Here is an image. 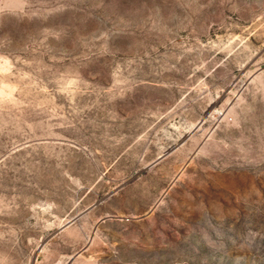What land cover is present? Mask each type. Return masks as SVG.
Segmentation results:
<instances>
[{
    "label": "rangeland",
    "instance_id": "374dc122",
    "mask_svg": "<svg viewBox=\"0 0 264 264\" xmlns=\"http://www.w3.org/2000/svg\"><path fill=\"white\" fill-rule=\"evenodd\" d=\"M0 264H264V0H0Z\"/></svg>",
    "mask_w": 264,
    "mask_h": 264
}]
</instances>
